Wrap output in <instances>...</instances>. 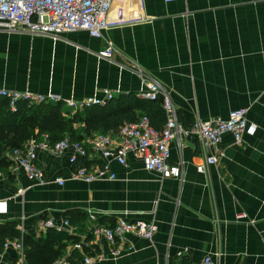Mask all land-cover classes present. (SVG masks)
Listing matches in <instances>:
<instances>
[{"label":"crops","instance_id":"obj_1","mask_svg":"<svg viewBox=\"0 0 264 264\" xmlns=\"http://www.w3.org/2000/svg\"><path fill=\"white\" fill-rule=\"evenodd\" d=\"M119 8L125 16L116 24ZM110 20L115 23L102 37L85 30L56 37L0 30V90L77 101L110 90L113 99H142L156 80L185 127L247 108L255 130L241 143L225 133L216 164L207 163L212 148L198 137L172 140L170 163L182 164L181 178L147 169L139 154L120 164L91 148V170L106 163L109 170L100 179L76 180L70 147L59 155L38 151L47 180L38 184L14 170L13 150L7 151L0 156L9 163L0 164V223L16 222L22 237L39 239L45 222L54 221L53 229L68 238L53 264H200L207 256L213 264H264V0H116ZM108 41L115 47L111 58L99 55ZM134 111L143 114L138 103ZM75 126L87 145L101 133L88 136L83 122ZM35 134L24 146L43 136ZM121 219L152 222L157 231L151 239L129 233L118 246L91 231ZM0 264L27 262L9 247L0 251Z\"/></svg>","mask_w":264,"mask_h":264},{"label":"built area","instance_id":"obj_2","mask_svg":"<svg viewBox=\"0 0 264 264\" xmlns=\"http://www.w3.org/2000/svg\"><path fill=\"white\" fill-rule=\"evenodd\" d=\"M116 0H0V30L8 32H31L47 36H58L66 32L85 30L93 37H102L103 32L111 28L115 22L110 20V12ZM173 2L176 0H166ZM124 10L118 9L116 24L124 20ZM115 51L113 42L108 41L107 46L100 52V56L111 58ZM114 92L105 90L104 96H90L83 100H62L55 94H41L30 90H0V98L9 101L10 110L16 112L20 102L28 105H39L49 102H63L69 108L83 111L94 105H106L114 98ZM139 96L144 100H156L163 98V108L166 113V122L162 129H157L151 123L149 116L142 115L137 121L123 124L118 132L100 133L89 140L88 145L80 141H72L65 137L56 142L50 140L48 133H44L41 139H34L24 148H18L10 152V160L14 170L22 169L27 176L38 184L47 182L45 172L38 164L37 153L45 150L59 155L72 147L74 153L71 163L74 166L72 178L85 180L86 182L100 179L106 176L109 165L106 163L97 172L91 168L78 165L81 157L89 155V149L100 153L105 158L114 157L120 164H126L127 157L131 153L139 154L145 160V166L149 170L158 171L163 178H181L183 167L181 163H170L169 143L181 136H196L205 148H212L207 157L208 164H216L219 161L218 146L225 133H232L237 143L243 141L245 133L253 132L255 126L250 125L247 119V108H240L230 112L227 118L211 120L196 119L191 127H185L180 119L177 107L173 103L165 88L156 80H150L146 89ZM116 135V136H115ZM1 156V154H0ZM200 171L205 166L198 167ZM111 178L115 174H111ZM59 184H64L63 179H57ZM69 221L65 226H69ZM46 228L57 227L52 220L45 222ZM61 230V229H59ZM63 230V229H62ZM95 236L103 235L113 246L121 245L127 234H135L151 239L157 231L156 224L143 220L127 221L121 219L113 226L96 225L92 228ZM13 247L19 253L22 260L25 259V247L23 238L7 240L4 248ZM93 258H87L86 262H92ZM59 264H72L60 260ZM200 264H213L210 256L203 259Z\"/></svg>","mask_w":264,"mask_h":264},{"label":"trees","instance_id":"obj_3","mask_svg":"<svg viewBox=\"0 0 264 264\" xmlns=\"http://www.w3.org/2000/svg\"><path fill=\"white\" fill-rule=\"evenodd\" d=\"M136 103L142 108V115L149 116L154 127L159 130L163 128L166 113L162 97L144 100L135 95H121L106 105H94L86 110L74 112L63 102L39 105L20 102L18 110L12 112L9 101L0 98V154L4 156L7 151L23 148L28 140L38 137L35 134L37 129L38 134L48 133L52 142L65 137L74 141L81 140L75 126L78 122L84 123V133L88 136L95 132H118L123 124L135 122L142 116L138 117L134 111ZM3 162H7L6 157H1L0 164ZM78 165L90 168L91 162L87 157H81ZM16 238H23L27 264H53L63 255V242L68 237L53 228H49L39 239L30 235L22 237L16 222L0 223V251L4 249L7 240Z\"/></svg>","mask_w":264,"mask_h":264}]
</instances>
